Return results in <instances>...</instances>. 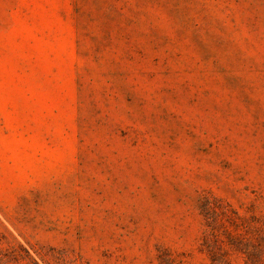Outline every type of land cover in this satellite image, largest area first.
Returning <instances> with one entry per match:
<instances>
[{"label":"rangeland","instance_id":"1","mask_svg":"<svg viewBox=\"0 0 264 264\" xmlns=\"http://www.w3.org/2000/svg\"><path fill=\"white\" fill-rule=\"evenodd\" d=\"M206 240L264 241V0H0V264Z\"/></svg>","mask_w":264,"mask_h":264},{"label":"trees","instance_id":"2","mask_svg":"<svg viewBox=\"0 0 264 264\" xmlns=\"http://www.w3.org/2000/svg\"><path fill=\"white\" fill-rule=\"evenodd\" d=\"M205 211H210L211 207L203 206ZM206 213V212H205ZM207 219L209 220L208 216ZM206 248L210 257L211 264H229L223 255L214 252L213 244L210 240H206ZM230 244L231 247L235 248L242 256L244 260V264H264V241H261L259 246L254 247V250L247 249L245 246L240 244ZM212 249V250H211Z\"/></svg>","mask_w":264,"mask_h":264}]
</instances>
